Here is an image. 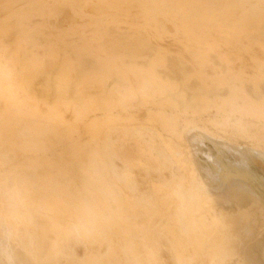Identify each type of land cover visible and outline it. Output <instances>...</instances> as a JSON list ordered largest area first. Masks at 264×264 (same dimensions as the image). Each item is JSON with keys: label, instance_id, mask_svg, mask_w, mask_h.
<instances>
[{"label": "rangeland", "instance_id": "1", "mask_svg": "<svg viewBox=\"0 0 264 264\" xmlns=\"http://www.w3.org/2000/svg\"><path fill=\"white\" fill-rule=\"evenodd\" d=\"M0 1V229L19 215L0 264H264V164H247L256 178H223L206 157L233 166L234 149L187 137H264V0ZM139 126L174 162L145 200L113 173L115 157L160 172L159 154L136 145ZM193 160L217 172L227 201L202 190Z\"/></svg>", "mask_w": 264, "mask_h": 264}, {"label": "bare ground", "instance_id": "2", "mask_svg": "<svg viewBox=\"0 0 264 264\" xmlns=\"http://www.w3.org/2000/svg\"><path fill=\"white\" fill-rule=\"evenodd\" d=\"M3 1V0H2ZM37 1V0H36ZM56 1V0H55ZM87 1V0H86ZM256 1V0H255ZM258 1V0H257ZM1 2V1H0ZM99 2V1H98ZM101 2V1H100ZM235 2H237V1H235ZM34 3V2H33ZM2 4V3H1ZM163 5V4H162ZM210 5H211V3H210ZM238 5V4H237ZM1 6V5H0ZM33 6V5H32ZM207 6V5H206ZM226 6V5H225ZM36 7V6H35ZM261 7V6H260ZM53 8V7H52ZM103 8V7H102ZM107 8V7H106ZM88 10H89V8H87ZM93 9V8H92ZM96 9H98L97 11H99V8H96ZM207 9V8H206ZM211 9V8H210ZM264 9V8H263ZM5 10H6V8H5ZM33 10H35V9H33ZM37 10V9H36ZM59 10V9H58ZM67 10V9H66ZM102 9H100V11H101ZM104 10H106V9H104ZM10 11V10H9ZM90 11V10H89ZM92 11V10H91ZM238 11V10H237ZM32 12V11H31ZM64 12H65V10H64ZM67 12V11H66ZM95 12V11H94ZM25 14H26V12H24ZM69 13V12H68ZM67 13V14H68ZM113 13V12H112ZM4 14V13H3ZM65 14V13H64ZM67 14H65V15H67ZM100 14V13H99ZM107 14V13H106ZM48 15V14H47ZM102 15H103V13H102ZM108 15H110L109 13H108ZM63 16V15H62ZM253 17V16H252ZM50 18V17H49ZM67 18V17H66ZM103 18V17H102ZM178 18V17H177ZM182 18V17H181ZM77 19V18H76ZM74 20V19H73ZM69 21V20H68ZM72 21V20H71ZM65 22V21H64ZM53 23V22H52ZM66 23H68V22H66ZM65 23V24H66ZM260 24V23H259ZM258 25V24H257ZM262 25V24H261ZM104 27V26H103ZM108 28V27H107ZM256 28V27H255ZM260 28V27H259ZM25 30V29H24ZM27 30V29H26ZM107 30V29H106ZM111 30V29H110ZM261 30V29H260ZM31 31V30H30ZM37 31V30H36ZM34 32H35V30H34ZM256 32H258V31H256ZM33 33V32H32ZM110 33V32H109ZM13 34V33H12ZM106 34V33H105ZM37 35H38V33H37ZM36 35V36H37ZM112 35H113V33H112ZM121 35V34H120ZM119 35V36H120ZM123 35V34H122ZM34 36H35V34H34ZM62 36V35H61ZM45 37V36H44ZM6 38V37H5ZM11 38H13V37H11ZM34 38V37H33ZM39 38V37H38ZM47 38V37H46ZM126 38V37H125ZM138 38H140V37H138ZM30 39V38H29ZM35 39V38H34ZM40 39V38H39ZM8 40V39H7ZM44 40V39H43ZM121 40V39H120ZM135 40V39H134ZM143 40V39H142ZM50 41V40H49ZM107 41V40H106ZM115 41V40H114ZM119 41V40H118ZM117 41V42H118ZM140 41V40H139ZM109 42V41H108ZM112 42V41H111ZM122 43H123V39H122V41H121ZM127 42V41H126ZM141 42V41H140ZM139 42V43H140ZM260 42V41H259ZM50 43V42H49ZM116 43V42H115ZM119 43V42H118ZM132 43H133V41H132ZM138 43V42H137ZM55 44H57V43H55ZM143 44V43H142ZM141 44V45H142ZM148 44V43H147ZM13 45V44H12ZM118 45V44H117ZM116 45V46H117ZM125 45H127V44H125ZM130 45V44H129ZM133 45L134 44H132V46L131 47H133ZM137 45V44H136ZM10 46V45H9ZM34 46V45H33ZM101 46V45H100ZM135 46V45H134ZM144 46V45H143ZM56 47V46H55ZM58 47V46H57ZM56 47V48H57ZM59 47H60V45H59ZM67 47V46H66ZM75 47V46H74ZM92 47V46H91ZM101 47H103V46H101ZM120 47V46H119ZM124 47V46H123ZM137 47V46H136ZM146 47V46H145ZM11 48H12V46H11ZM51 48H52V46H51ZM61 48V47H60ZM73 48V47H72ZM121 48V47H120ZM127 48V47H126ZM129 48H130V46H129ZM135 48V47H134ZM142 48H144V47H142ZM147 48V47H146ZM25 49V48H24ZM53 49V48H52ZM67 49V48H66ZM116 49V48H115ZM133 49V48H132ZM131 49V50H132ZM136 49V48H135ZM145 49V48H144ZM144 49H143V51H144ZM57 50V49H56ZM60 50V49H59ZM118 50V49H117ZM127 50V49H126ZM134 50V49H133ZM161 50V49H160ZM26 51H27V48H26ZM104 51V50H103ZM122 51V50H121ZM142 51V50H141ZM146 51H147V49H146ZM18 52H19V49H18ZM60 52V51H59ZM73 52V51H72ZM114 52V51H113ZM148 52V51H147ZM61 53V52H60ZM74 53H75V51H74ZM73 53V54H74ZM77 53V52H76ZM131 53V52H130ZM142 53H144V52H142ZM26 54V53H25ZM63 54H64V52H63ZM69 54V53H68ZM81 54V53H80ZM134 54V53H133ZM132 54V55H133ZM151 54V53H150ZM62 55V54H61ZM136 55V54H135ZM23 56H26V55H23ZM70 56H71V53H70ZM74 56V55H73ZM108 56V55H107ZM142 56V55H141ZM16 57V56H15ZM62 57V56H61ZM69 57V56H68ZM79 57H80V55H79ZM19 58V57H18ZM74 58H76V57H74ZM20 59V58H19ZM60 59V58H59ZM69 60H70V58H68ZM164 59V58H163ZM24 60V59H23ZM56 60V59H55ZM82 60V59H81ZM44 60H42V62H43ZM59 61V60H58ZM62 61V60H61ZM68 61V60H67ZM72 61H74V60H72ZM83 61V60H82ZM95 62V61H94ZM145 62V61H144ZM18 63V62H17ZM46 63V62H45ZM50 63H51V61H50ZM54 63V62H53ZM59 63V62H58ZM72 63H74V62H72ZM82 63V62H81ZM86 63V62H85ZM88 63V62H87ZM86 63V64H87ZM124 63V62H123ZM29 64V63H28ZM27 64V65H28ZM49 64V63H48ZM56 64V63H55ZM62 62H61V66H62ZM97 64V63H96ZM157 64V63H156ZM53 64H51V66H52ZM65 65V64H64ZM19 66V65H18ZM34 66V65H33ZM43 66H45V65H43ZM51 66H48V68H49V70H50V67ZM83 66V65H82ZM92 66V65H91ZM96 66V65H95ZM157 66H159V65H157ZM171 66V65H170ZM259 66V65H258ZM53 67H54V65H53ZM55 67L57 68V69H59L60 68V66H59V68H58V65L56 66L55 65ZM54 67V68H55ZM6 68V67H5ZM33 68H35V67H33ZM46 68H47V66H46ZM62 68V67H61ZM73 68V67H72ZM83 68H84V66H83ZM153 68H155V67H153ZM159 68V67H158ZM157 68V69H158ZM173 68V67H172ZM88 69V68H87ZM87 69H85V70H87ZM94 69V68H93ZM100 69V68H99ZM8 70V69H7ZM36 70V69H35ZM38 70V69H37ZM46 70V69H45ZM48 70V71H49ZM64 70V69H63ZM66 70H67V68H66ZM155 70V69H154ZM153 70V71H154ZM162 70V69H161ZM25 71V70H24ZM42 71V70H41ZM40 71V72H41ZM54 71V70H53ZM78 71V70H77ZM95 71V70H94ZM97 71V70H96ZM159 71V70H158ZM169 71H170V69H169ZM222 71V70H221ZM38 72V71H37ZM39 72V73H40ZM52 72V71H51ZM56 72H57V70H56ZM155 72H157V71H155ZM177 72V71H176ZM175 72V73H176ZM15 73V72H14ZM46 73V72H45ZM53 73V72H52ZM58 73V72H57ZM60 73V72H59ZM63 73V72H62ZM68 73V72H67ZM88 73V72H87ZM112 73H113V71H112ZM166 73V72H165ZM169 73V72H168ZM35 74H37V73H35ZM34 74V75H35ZM55 74V73H54ZM20 75V74H19ZM42 75L44 76V73H42ZM51 75L52 74H50V77H51ZM62 75V74H61ZM155 75V74H154ZM161 75V74H160ZM162 75H165V74H162ZM169 75V74H168ZM30 76V75H29ZM38 76V75H37ZM46 76V75H45ZM60 76V75H59ZM108 76V75H107ZM167 76V75H166ZM177 76V75H176ZM24 77V76H23ZM40 78H41V76H39ZM61 77V76H60ZM113 77V76H112ZM27 78H29V77H27ZM34 78V77H33ZM44 78V77H43ZM58 78V77H57ZM63 78H64V76H63ZM115 79H116V77H114ZM119 78V77H118ZM161 78V77H160ZM36 79H38V80H40L39 78H36ZM54 79V78H53ZM33 80H35V78L33 79ZM32 80V81H33ZM45 80V79H44ZM50 80V79H49ZM57 80V79H56ZM55 80V81H56ZM58 80H59V78H58ZM79 80V79H78ZM81 80V79H80ZM152 80V79H151ZM156 80V79H155ZM170 80V79H169ZM25 81V80H24ZM28 81V80H27ZM55 81H53V82H55ZM61 81H62V79H61ZM60 81V82H61ZM117 81V80H116ZM175 81V80H174ZM26 82V81H25ZM30 82V81H29ZM38 82V81H37ZM48 81H45L44 83H43V85L45 84V83H47ZM59 82V83H60ZM64 82V81H63ZM105 82V81H104ZM118 82H120L119 80H118ZM157 82V81H156ZM176 82V81H175ZM199 82V81H198ZM249 82V81H248ZM32 84H33V82H31ZM35 83V82H34ZM40 83H42V80H41V82ZM51 83V81H49V84ZM73 83V82H72ZM123 83V82H122ZM246 83V82H245ZM260 83H262L261 81H260ZM30 84V83H29ZM62 85H63V83H61ZM95 84V83H94ZM124 84V83H123ZM199 84H200V82H199ZM247 84V83H246ZM258 84V83H257ZM28 85V84H27ZM46 85V84H45ZM55 85V84H54ZM54 85H53V87H54ZM72 85V84H71ZM108 85V84H107ZM125 85V84H124ZM252 85V84H251ZM40 86V85H39ZM39 86L37 87V88H39ZM41 86H42V84H41ZM40 86V87H41ZM69 86V85H68ZM67 86V87H68ZM104 86H105V84H104ZM155 86V85H154ZM257 86V85H256ZM51 87V86H50ZM63 87V86H62ZM67 87H65V88H67ZM71 87V86H70ZM88 87V86H87ZM101 87V86H100ZM151 87V86H150ZM179 87V86H178ZM252 87V86H251ZM28 88H29V85H28ZM36 87H34V89H35ZM52 88V87H51ZM59 88V87H58ZM57 88V89H58ZM155 87H153V89H154ZM165 88V87H164ZM191 88V87H190ZM33 89V90H34ZM42 89V88H41ZM48 89V88H47ZM74 89V88H73ZM83 89V88H82ZM93 89H95V88H93ZM98 89V88H97ZM127 89V88H126ZM169 89V88H168ZM181 89H183V90H185V88H183V87H181ZM189 89V88H188ZM211 89V88H210ZM261 89V88H260ZM26 90H27V88H26ZM68 91H69V87H68V89H67ZM87 90V89H86ZM103 90H105V89H103ZM161 90V89H160ZM170 90V89H169ZM172 90V89H171ZM202 90V89H201ZM205 90V89H204ZM254 90V89H253ZM47 91V90H46ZM51 91V90H50ZM55 91V90H54ZM54 91L52 92V93H54ZM65 91V90H64ZM100 91V90H99ZM106 91V90H105ZM143 91V89L141 90V92ZM158 91V90H157ZM206 91V90H205ZM208 91V90H207ZM206 91V92H207ZM213 91V90H212ZM35 92V91H34ZM39 92V91H38ZM63 92V91H62ZM117 92V91H116ZM151 92V91H150ZM167 92V91H166ZM205 92V93H206ZM245 92V91H244ZM257 92H259L258 90H257ZM44 93V92H43ZM46 93V92H45ZM51 93V92H50ZM56 93H57V91H56ZM68 93V92H67ZM79 93V92H78ZM78 93H77V95H78ZM88 93V92H87ZM95 93V92H94ZM143 93V92H142ZM167 93H169V92H167ZM208 93V92H207ZM256 93V92H255ZM254 93V94H255ZM40 94V93H39ZM65 94H66V92H65ZM83 94V93H82ZM81 94V95H82ZM160 94H161V92H160ZM172 94V93H171ZM201 94V93H200ZM212 94H214V93H212ZM257 94H259V93H257ZM36 95V94H35ZM49 95V94H48ZM57 95V94H56ZM67 95V94H66ZM65 95V96H66ZM80 95V96H81ZM175 95V94H174ZM186 95V94H185ZM193 95H195V94H193ZM209 95V94H208ZM27 96H28V94H27ZM61 96V95H60ZM59 96V97H60ZM75 97H76V94L74 95ZM166 96V95H165ZM165 96H163V97H165ZM181 96H183V95H181ZM207 96V95H206ZM262 96V95H261ZM51 97V96H50ZM57 97V96H56ZM62 97V96H61ZM68 97H69V95H68ZM74 97V98H75ZM161 97V96H160ZM186 97V96H185ZM67 97H65V99H66ZM77 98H79V96L77 97ZM76 98V99H77ZM173 98V97H172ZM192 98H193V96H192ZM250 98V97H249ZM257 98H259V97H257ZM46 99V98H45ZM51 99V98H50ZM80 99V98H79ZM49 100V99H48ZM48 100H46V101H44V102H47ZM93 100V99H92ZM37 101V100H36ZM51 101V100H50ZM197 101V100H196ZM195 101V102H196ZM212 101V100H211ZM177 102V101H176ZM194 102V101H193ZM198 102V101H197ZM197 102H196V104H197ZM63 104H64V102H62ZM189 104V103H188ZM193 104V103H192ZM199 104V103H198ZM208 104V103H207ZM80 105V104H79ZM179 105V104H178ZM212 105H213V103H212ZM23 108V107H22ZM75 108V107H74ZM196 108H197V106H196ZM195 109V108H194ZM198 109V108H197ZM201 109V108H200ZM141 110V109H140ZM196 110V109H195ZM207 110V109H206ZM180 111V110H179ZM263 111V110H262ZM187 112V111H186ZM197 112V111H196ZM220 112V111H219ZM211 120V119H210ZM228 122H229V119H228ZM229 124V123H228ZM231 124V123H230ZM234 124V123H233ZM232 126V125H231ZM164 129V128H163ZM137 131H138V137H137V139H136V145H138V146H140L141 148H142V150H145L146 151V148H147V150H151V151H154V152H156L157 154H159V159H160V161L163 163V165L161 166V169H160V172H155V171H151V170H148V169H146V168H144L143 166H139V165H137V164H135V163H129V162H127L126 161V159H124V157L123 158H121V159H119L118 158V160L116 159V157H115V159H112L113 161H114V170H115V172H113V173H115V175L117 174V173H119V175H122V177L126 180V181H128V183H130L131 185H133L134 186V192H135V194H136V198L138 199V200H145L146 198L144 197V195H146V194H149V184H150V179H161V180H163V182L164 183H166V184H168V183H170V180H171V177L173 176V172H172V169L174 168V166H173V159H171L170 157H165V152H166V150L164 149V147H163V144L157 139V137H156V135H155V133H153L152 131H150L149 129H147V128H145V127H143V126H139L138 128H137ZM22 132V131H21ZM164 132H166V131H164ZM129 133V132H128ZM18 134V133H17ZM16 134V135H17ZM200 136L201 137V139H206V140H208V141H210V142H212L216 147L217 146H224V147H226V148H232V149H234V152L235 153H237L239 156H240V162H235L234 164H233V166H230V164L228 163V162H226V163H224V162H222V160H220V156H221V153L220 152H218V155L216 154V156H210V155H208L207 157H206V159H207V162L208 163H210V164H216L217 165V167H218V169H220L221 171H222V177L224 178L225 177V172H227V171H230V172H232V173H235V174H237V173H239L238 172V170H243V172H246V174L250 177V178H256V175L257 174H254L253 172H251V171H249V169H248V167H247V164L250 162V161H253L254 163H256V164H264V137H261V136H259L255 131L254 132H251V134H246L247 135V138L249 139V140H247V141H245V142H243V143H241V144H238V145H232V144H230L229 142H225V141H221V140H219V139H217L215 136H213L212 134H210V133H207V132H204V131H201V130H199L198 128H193V129H191L189 132H188V135H187V137H188V139H192V138H194L195 136ZM21 136V135H20ZM118 136V135H117ZM129 137V136H128ZM29 142H31L30 140H29ZM33 142V141H32ZM110 142H111V145L113 146V145H116V143L118 144V140L117 139H115V138H112V139H110ZM62 147H63V145H62ZM33 148V147H32ZM59 148V147H58ZM52 150V149H51ZM85 151H87V150H85ZM46 152V151H45ZM49 152V151H48ZM61 152V151H60ZM51 154V153H50ZM59 154V153H58ZM57 154V155H58ZM192 157L194 158V156L196 155V152H194V151H192ZM54 156V155H53ZM59 156V155H58ZM67 157V156H66ZM8 158V157H7ZM18 158V157H17ZM20 158V157H19ZM59 158V157H58ZM18 161V160H17ZM72 161V160H71ZM14 163V162H13ZM17 163V162H16ZM51 163V162H50ZM68 163V162H67ZM73 163V162H72ZM36 165V164H35ZM80 165V164H79ZM40 166V165H39ZM71 166V165H70ZM74 166V165H73ZM76 166V165H75ZM254 166V165H253ZM72 167V166H71ZM70 167V168H71ZM77 167V166H76ZM192 167H194L195 168V170H196V172H197V176L200 178V180H201V185H202V190L205 192V193H208V194H210V195H212V196H215L216 198H218V199H223V200H226L227 201V195H226V193H225V191L226 190H228V187H227V185L222 181V180H216V174H217V172L215 171V172H212V173H209L208 172V170H209V164H207V165H205V164H200V163H197V161H195V160H193V162H192ZM38 168V167H37ZM61 168V167H60ZM64 168V167H63ZM73 168V167H72ZM19 169H21V168H19ZM36 169V168H35ZM67 169V168H66ZM76 169V168H75ZM78 170V169H77ZM76 170V171H77ZM81 170V169H80ZM15 171V170H14ZM17 172V171H16ZM36 172V171H35ZM87 172V171H86ZM242 172V175L244 174ZM24 173V172H23ZM20 174V173H19ZM18 173H17V175H19ZM35 174V173H34ZM84 174H85V172H84ZM81 175V174H80ZM25 176V175H24ZM71 176H74V174L73 175H71ZM77 176H78V174H77ZM113 176V175H112ZM67 177V176H66ZM65 177V178H66ZM218 177V176H217ZM258 177V176H257ZM55 178V177H54ZM249 178V179H250ZM78 179V178H77ZM84 179V178H83ZM16 180V179H15ZM73 180V179H72ZM75 180V179H74ZM79 180V179H78ZM80 180H82V179H80ZM68 181V180H67ZM16 182V181H15ZM50 182V181H49ZM84 182V181H83ZM82 182V183H83ZM88 182V181H87ZM253 182V181H252ZM17 183V182H16ZM70 183V182H69ZM82 183H81V185H82ZM86 183V182H85ZM92 183V182H91ZM75 184H76V182H75ZM252 184H254V183H252ZM21 185V184H20ZM174 185V189L172 190V192H175V190L177 189V185L176 184H173ZM52 186V185H51ZM77 186V185H76ZM78 186H79V184H78ZM123 186V185H122ZM18 187V186H17ZM83 187V186H82ZM1 188V187H0ZM44 188H45V186H44ZM65 188V187H64ZM68 189V188H67ZM79 189V188H78ZM1 190V189H0ZM70 190V189H69ZM84 190V189H83ZM14 191V190H13ZM76 191H80V190H76ZM70 192H71V190H70ZM83 194V193H82ZM64 195V194H63ZM72 195V194H71ZM65 196V195H64ZM73 196H75V195H73ZM83 197H84V195H82ZM106 196V195H105ZM0 198H1V196H0ZM70 198V197H69ZM77 198V197H76ZM89 198V197H88ZM84 199V198H83ZM108 199H110L109 197H108ZM84 201H86V200H84ZM147 201V200H146ZM108 202H109V200H108ZM84 204V203H83ZM88 203H86L85 204V210H87V211H95V210H101L102 209V206L100 205V204H97V205H94V206H90V205H87ZM111 204V203H110ZM222 205V204H221ZM112 206V205H111ZM73 207V206H72ZM210 207V206H209ZM113 209V208H112ZM76 210V209H75ZM242 210H241V208H239L238 206H236V209H235V212L238 214L239 212H241ZM236 213H234V214H236ZM77 215H78V213H77ZM106 216V215H105ZM17 218H19V215H17V214H15V213H13V212H7L6 213V215H5V226H6V231H4V230H1L0 229V242H2L3 243V245H5L7 242H8V249L10 250V251H13L14 249H16V246L14 245V244H12V242H13V239L11 238V237H5V236H3V233H5V232H7L8 234L12 231V227H13V225H14V220H16ZM86 219H88V218H86ZM86 226V225H85ZM123 234V233H122ZM150 235V234H149ZM152 241V240H151ZM163 242H164V239L162 240ZM241 241V240H240ZM52 242V241H51ZM33 245V244H32ZM114 247V246H113ZM239 247V246H238ZM153 249V248H152ZM72 253H74V251H71ZM46 253V252H45ZM118 253V252H117ZM140 253V252H139ZM163 253V252H162ZM161 253V254H162ZM11 254V253H10ZM140 254H143V253H140ZM165 254V253H164ZM13 255H14V253H13ZM73 255V254H72ZM121 255V254H120ZM128 255V254H127ZM227 255V254H226ZM3 256V255H2ZM164 256V255H163ZM162 256V257H163ZM167 256V255H166ZM12 257V256H11ZM78 257H80V258H84V255H79ZM128 257H129V255H128ZM171 257V256H170ZM168 258V257H167ZM78 259V258H77ZM79 260V259H78ZM178 261H180V259L178 258L177 259ZM168 261H170V260H168ZM15 262V261H14ZM82 262V261H81ZM110 263V262H109ZM169 263V262H168ZM172 263V262H171ZM62 264V263H61Z\"/></svg>", "mask_w": 264, "mask_h": 264}, {"label": "crops", "instance_id": "3", "mask_svg": "<svg viewBox=\"0 0 264 264\" xmlns=\"http://www.w3.org/2000/svg\"><path fill=\"white\" fill-rule=\"evenodd\" d=\"M17 93H18V91H17ZM21 94H22V95H23V94L25 95L26 93H25V91H23V90L21 91V90H20V95H21ZM1 102H3V101L1 100L0 103H1ZM27 104H28V103H27Z\"/></svg>", "mask_w": 264, "mask_h": 264}]
</instances>
